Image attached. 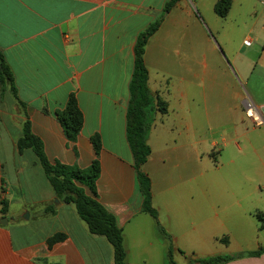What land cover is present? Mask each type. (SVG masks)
Listing matches in <instances>:
<instances>
[{
    "label": "crops",
    "instance_id": "0c3cea01",
    "mask_svg": "<svg viewBox=\"0 0 264 264\" xmlns=\"http://www.w3.org/2000/svg\"><path fill=\"white\" fill-rule=\"evenodd\" d=\"M166 1L0 0V51L24 104L0 92V264H114L109 242L57 199L33 151L16 149L25 120L49 161L79 169L99 135L97 196L122 232L125 264H166L169 242L140 208L125 124L135 39ZM218 1L178 0L144 51L151 96L167 111L151 124L143 171L159 224L185 253H173L177 264L264 248V126L243 105L264 119V0H232L223 18ZM70 95L83 116L74 142L58 122ZM56 234L63 240L48 246ZM225 264H264V254Z\"/></svg>",
    "mask_w": 264,
    "mask_h": 264
},
{
    "label": "trees",
    "instance_id": "16d2710c",
    "mask_svg": "<svg viewBox=\"0 0 264 264\" xmlns=\"http://www.w3.org/2000/svg\"><path fill=\"white\" fill-rule=\"evenodd\" d=\"M178 0H167L164 4L163 14L151 23L143 32L139 33L135 39L133 48L134 64L133 72L129 82V101L126 110V139L133 159V168L136 172L138 187L142 196L141 211L149 215L155 222L159 233L168 242V252L166 264H177L174 262L173 253L185 255L176 249L170 242L171 238L158 222V213L152 205L151 179L143 171V165L151 154L148 145V138L151 124L156 113L165 114L166 103L152 97L148 88V70L145 68L144 51L147 41L159 29L163 19L174 7ZM232 0H219L214 6V14L223 18L228 13ZM9 88L10 93L18 100L16 87L14 85L13 74L6 64L4 56L0 51V92ZM21 107L24 104L18 101ZM63 133L69 142H74L79 135L83 116L79 109L76 98L70 95L65 105L64 111L58 115ZM91 144L94 151V160L85 169L74 166H66L59 162H51L45 156L42 141L37 138L32 130L29 121L25 120L22 128V136L17 141L18 152L31 149L41 166L45 178H47L51 188L58 200L63 203L72 204L75 207L78 217L85 222L88 231L92 235L104 237L113 249L114 264H125L126 252L123 244L121 230L117 227L115 217L108 212L99 202L96 190V181L100 175L99 155L102 150L99 135L91 137ZM6 201L0 199V214L6 213ZM46 212L52 213L51 207H47ZM256 217L264 229V214L256 213ZM63 234H56L47 240L48 246L63 240ZM226 243L225 237L220 239ZM264 254V248L252 252H245L236 255H216L207 258L190 259L185 264H225L240 257H260Z\"/></svg>",
    "mask_w": 264,
    "mask_h": 264
},
{
    "label": "built area",
    "instance_id": "2783aa9c",
    "mask_svg": "<svg viewBox=\"0 0 264 264\" xmlns=\"http://www.w3.org/2000/svg\"><path fill=\"white\" fill-rule=\"evenodd\" d=\"M250 41H245V45H249ZM244 114L247 120L251 122L253 127L264 126V119L262 117L261 111L254 106L248 99H245L244 103Z\"/></svg>",
    "mask_w": 264,
    "mask_h": 264
},
{
    "label": "rangeland",
    "instance_id": "374dc122",
    "mask_svg": "<svg viewBox=\"0 0 264 264\" xmlns=\"http://www.w3.org/2000/svg\"><path fill=\"white\" fill-rule=\"evenodd\" d=\"M4 164H5L4 165V170H5L4 174L8 176L9 173L7 171H8V166H9L10 163L7 162V163H4ZM9 176H11V175H9ZM16 196H17L16 189L10 188L9 197L16 199Z\"/></svg>",
    "mask_w": 264,
    "mask_h": 264
},
{
    "label": "water",
    "instance_id": "95a60500",
    "mask_svg": "<svg viewBox=\"0 0 264 264\" xmlns=\"http://www.w3.org/2000/svg\"><path fill=\"white\" fill-rule=\"evenodd\" d=\"M4 220V223H6V220H5V218L3 219ZM194 258V257H193Z\"/></svg>",
    "mask_w": 264,
    "mask_h": 264
}]
</instances>
